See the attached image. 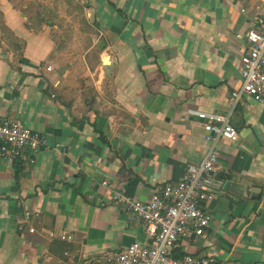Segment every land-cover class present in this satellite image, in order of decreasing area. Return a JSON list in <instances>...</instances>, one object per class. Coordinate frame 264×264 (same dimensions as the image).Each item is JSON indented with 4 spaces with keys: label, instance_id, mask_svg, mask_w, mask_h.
I'll return each mask as SVG.
<instances>
[{
    "label": "crops",
    "instance_id": "crops-1",
    "mask_svg": "<svg viewBox=\"0 0 264 264\" xmlns=\"http://www.w3.org/2000/svg\"><path fill=\"white\" fill-rule=\"evenodd\" d=\"M72 3L80 16L70 10L61 26L38 28L10 1L0 6L19 48L0 44V114L48 145L33 164L0 157V264H108L132 243L150 244L124 210L103 204L135 181L127 196L148 203L205 158L198 116L231 114L246 51L238 36L264 15V0ZM230 121L243 144L218 143L226 173L202 205L212 229L173 253L264 264V105L245 99ZM60 241L73 247L63 258Z\"/></svg>",
    "mask_w": 264,
    "mask_h": 264
},
{
    "label": "built area",
    "instance_id": "built-area-1",
    "mask_svg": "<svg viewBox=\"0 0 264 264\" xmlns=\"http://www.w3.org/2000/svg\"><path fill=\"white\" fill-rule=\"evenodd\" d=\"M238 40L246 46V51L241 59L240 86L231 95V114L245 99L264 105V15L258 29L245 31ZM231 114L198 116L205 123L204 139L209 149L200 163L187 164L181 181L157 186L148 203L119 192L104 202V206L124 210L129 222L143 227L150 240L148 245L130 244L109 258L108 264H216L211 258L187 253L175 257L173 249L180 241L198 242L212 229L213 218L202 205L208 203L213 189L226 173L220 165L218 143L224 140L243 144L241 135L231 124ZM47 150V141L40 133L18 118L0 114V157L6 163L33 164ZM102 187L110 190L108 183Z\"/></svg>",
    "mask_w": 264,
    "mask_h": 264
},
{
    "label": "rangeland",
    "instance_id": "rangeland-1",
    "mask_svg": "<svg viewBox=\"0 0 264 264\" xmlns=\"http://www.w3.org/2000/svg\"><path fill=\"white\" fill-rule=\"evenodd\" d=\"M3 1L0 0V6ZM12 6L22 13L26 19L29 28H38L39 22L43 20H54L58 26H61L64 19L62 15H67L70 10H75L76 13L81 15L82 9L80 6L73 7V0H8ZM54 16L51 19L50 16ZM53 21V22H54ZM54 22V23H55ZM4 43L9 49L18 51L19 48L14 46L16 41L12 37L9 29L6 27V22L3 20L2 12L0 11V44Z\"/></svg>",
    "mask_w": 264,
    "mask_h": 264
},
{
    "label": "trees",
    "instance_id": "trees-1",
    "mask_svg": "<svg viewBox=\"0 0 264 264\" xmlns=\"http://www.w3.org/2000/svg\"><path fill=\"white\" fill-rule=\"evenodd\" d=\"M49 22H52L53 25H55V23L52 20H45L42 23L47 26ZM38 26H40V24ZM136 184H137V181L132 183V187H131L132 192L127 193V195H132L136 191ZM62 240H64V239L62 238ZM53 247L58 249V254L56 256L60 257V258L61 257L63 258L65 253H67L68 251H70L73 248L72 246L68 245L67 243L61 242V241L58 243L55 242ZM175 257H178V256L175 255Z\"/></svg>",
    "mask_w": 264,
    "mask_h": 264
},
{
    "label": "water",
    "instance_id": "water-1",
    "mask_svg": "<svg viewBox=\"0 0 264 264\" xmlns=\"http://www.w3.org/2000/svg\"><path fill=\"white\" fill-rule=\"evenodd\" d=\"M83 100L87 106L93 105L96 100L92 91H86L82 95Z\"/></svg>",
    "mask_w": 264,
    "mask_h": 264
}]
</instances>
